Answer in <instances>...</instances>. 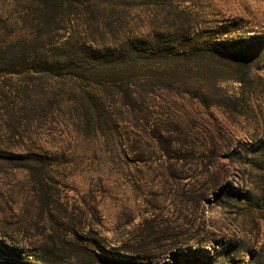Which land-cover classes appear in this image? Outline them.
<instances>
[{"label":"rangeland","instance_id":"1","mask_svg":"<svg viewBox=\"0 0 264 264\" xmlns=\"http://www.w3.org/2000/svg\"><path fill=\"white\" fill-rule=\"evenodd\" d=\"M34 1L7 12L0 42L23 10L35 20ZM170 1L192 11L217 47H246L250 78L210 87L216 92L204 105L186 93L191 88L173 87L177 105L147 111L157 123L168 113L184 119L188 133L194 129L202 148L181 154L143 136H129L138 143L127 146L121 105L100 128L82 123L75 94L85 87H0V153L40 147L55 165L49 203L40 204L28 174L0 160V264H264V0ZM55 12L59 17L61 9L48 11ZM53 19L18 26L16 39L26 33L43 39L47 53L50 43L75 34V23L58 32ZM59 55L52 50L49 57ZM5 218L14 226L4 227ZM26 222L27 237L17 229L27 231ZM75 223L95 250L89 258L76 257L68 235ZM55 234L65 248L44 254L35 240L53 249Z\"/></svg>","mask_w":264,"mask_h":264},{"label":"trees","instance_id":"2","mask_svg":"<svg viewBox=\"0 0 264 264\" xmlns=\"http://www.w3.org/2000/svg\"><path fill=\"white\" fill-rule=\"evenodd\" d=\"M7 1L0 0V21H4L7 12L17 7L25 8L29 2ZM134 2L35 0L36 7L32 9L35 20L30 21L31 14L23 10L25 16L13 18L11 34L0 42V87H35L40 84L42 87H85L79 95L75 94V110L85 125L100 128L113 120L112 110L121 105V121L126 122L130 130L125 133L127 137H148L155 144L153 146L164 147L169 153L200 149L198 139L191 136L195 135L194 129L190 128L188 133L181 127L184 119L167 113L166 119L157 123L147 111L162 106L171 109L177 105L179 92L173 91V87L191 88L186 93L204 105L209 95L216 92L214 89L209 91L210 87H216L224 80L246 83L251 74L246 47H217L210 32H201L197 28L196 15L185 8L171 7L170 0H143V6ZM51 9H61L60 16L57 17V12L50 16L48 11ZM52 18L53 22L57 21L58 32L67 31L75 23V34L61 36L50 43L47 53L44 43H48L43 39L32 38L27 33L16 39L14 33L18 26L36 23L37 28L42 22L49 24L47 20ZM138 22L141 26L133 30ZM52 50L62 51L63 56L49 57ZM10 116L17 118L15 113ZM210 141L214 148L218 147L215 138ZM124 142L133 147L138 140L129 137ZM0 160L24 170L32 179V190L40 204L49 203V181L55 176V165L49 153L37 147L7 155L0 153ZM43 221L47 220L44 218ZM51 221L60 227L58 219ZM3 224L4 227L14 226L7 218ZM24 224L27 231L22 225L17 229L27 237L29 223ZM69 234L75 241L76 257L89 258L91 252H95L82 239L84 236L77 223L73 233ZM43 242L35 240L44 254L65 248L61 246L63 239L56 234L51 237L53 249L45 247ZM27 255L36 257L31 253ZM81 264L94 263L82 261Z\"/></svg>","mask_w":264,"mask_h":264}]
</instances>
